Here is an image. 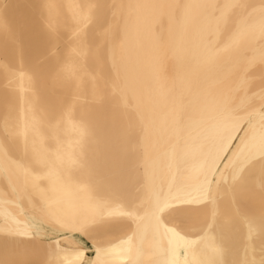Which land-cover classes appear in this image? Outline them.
<instances>
[{
	"label": "bare ground",
	"instance_id": "6f19581e",
	"mask_svg": "<svg viewBox=\"0 0 264 264\" xmlns=\"http://www.w3.org/2000/svg\"><path fill=\"white\" fill-rule=\"evenodd\" d=\"M232 2L0 0V23L17 38L0 52V64L14 66L0 75V229L40 232L0 234V264H142L148 248L158 264H184L192 255H173L155 208L199 197L206 181L214 202L192 205L203 207L188 237L196 259L261 264L264 175L240 167L264 140L260 90L253 104L244 84L248 65L264 60V0H243L251 7L239 16L225 7ZM74 5H93L105 33L89 26L78 39ZM222 94L234 103L225 107ZM116 172L126 180L111 187L103 177ZM129 205L133 218L94 222Z\"/></svg>",
	"mask_w": 264,
	"mask_h": 264
},
{
	"label": "snow or ice",
	"instance_id": "6c2138e0",
	"mask_svg": "<svg viewBox=\"0 0 264 264\" xmlns=\"http://www.w3.org/2000/svg\"><path fill=\"white\" fill-rule=\"evenodd\" d=\"M52 7V5H49ZM73 7L79 8V11L74 14L73 20L76 22L77 27L75 30L76 36L78 39H87L89 26H94L100 33L103 35L106 31L105 25L100 23L96 13L92 11L93 5L81 6L74 5ZM161 10L173 8V7H183L186 11L193 7V5H175L168 3H161L157 5ZM227 9H229L233 16H239L243 14L250 5L243 2V0H234V2L225 5ZM262 19H264V4L261 5L260 8ZM230 17L225 16L224 25L227 28ZM234 44L239 42V34L233 38L232 41ZM17 44V38L15 34L8 28L6 24L0 23V52H4L6 50L14 49ZM14 74V66L10 63L8 64H0V75H11ZM258 76V82H257ZM244 84L248 86L249 92L251 93L252 102L255 103L256 93L254 91L255 88H259V103L261 106H264V60H261L258 64L253 62L248 65L245 73ZM234 103V99L231 94H222V104L225 107H228ZM251 106V105H250ZM68 118H71V113H67ZM242 120V117H237V123ZM34 161L36 164L44 163V157L40 153H36L34 156ZM258 167L261 174L264 175V140L260 142L258 146L250 149L245 156L242 165L240 167V171H244L247 168H256ZM27 167H25V171H27ZM34 171L33 182L34 187L37 189L41 188V185L35 183L41 179H44L43 174ZM5 172H8V168L5 167ZM104 182L107 183L111 187H119L121 186L126 177L122 172L111 173L103 177ZM46 203L51 202L53 200L52 197H49L45 194L42 197ZM214 202L213 189L211 187L210 182H205V186L202 188L199 197L195 199H187L183 197H176L171 200H164L159 202L155 208V215L157 221L158 229H162V235L167 238V244L170 251L175 256L180 250H183L185 257L189 254L192 255V260H188L187 258L184 261V264H203V262L196 259V249L195 245L198 243L197 240L189 239V233L191 231L192 221L198 214L203 211V207H193L192 205H203L207 206L208 203ZM41 211H44L41 208ZM98 220L94 221L99 223L100 225H104L107 222V218H111L113 216L119 215L121 217H130L133 218L136 215V208L134 205H129L127 207H121L116 211L111 209H105L103 211L98 212ZM227 216L228 213H225ZM216 211L213 210V220H215ZM51 218L50 213H46L45 217L42 218L41 223L43 224L47 219ZM60 228H64L66 226L65 222L55 219L54 221ZM75 228L83 227L82 225L72 226ZM222 228H226L227 225H222ZM0 234L4 236H34L39 235V230L32 231L31 229L25 231H17L14 228H4L0 229ZM201 239H205L201 237ZM261 241L264 243V223L261 225ZM130 251V249H129ZM140 255L147 258L145 262L142 264H158L157 261H153L151 259L153 253L150 248L143 249L139 253ZM19 264V262H18ZM168 264H178V261L172 260L169 261ZM261 264H264V260L261 261Z\"/></svg>",
	"mask_w": 264,
	"mask_h": 264
},
{
	"label": "rangeland",
	"instance_id": "374dc122",
	"mask_svg": "<svg viewBox=\"0 0 264 264\" xmlns=\"http://www.w3.org/2000/svg\"><path fill=\"white\" fill-rule=\"evenodd\" d=\"M33 219V218H32ZM47 231V230H46ZM180 252H182V250H180Z\"/></svg>",
	"mask_w": 264,
	"mask_h": 264
}]
</instances>
